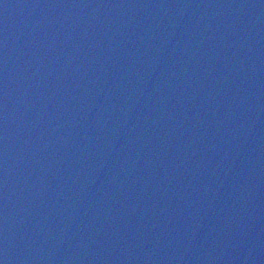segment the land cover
<instances>
[{
  "label": "water",
  "instance_id": "obj_1",
  "mask_svg": "<svg viewBox=\"0 0 264 264\" xmlns=\"http://www.w3.org/2000/svg\"><path fill=\"white\" fill-rule=\"evenodd\" d=\"M0 264H264V0H0Z\"/></svg>",
  "mask_w": 264,
  "mask_h": 264
}]
</instances>
